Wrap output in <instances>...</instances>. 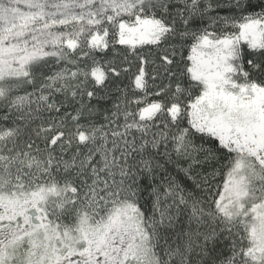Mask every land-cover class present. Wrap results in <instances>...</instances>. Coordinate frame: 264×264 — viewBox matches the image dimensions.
<instances>
[{"label": "snow or ice", "instance_id": "1", "mask_svg": "<svg viewBox=\"0 0 264 264\" xmlns=\"http://www.w3.org/2000/svg\"><path fill=\"white\" fill-rule=\"evenodd\" d=\"M0 264H264V0H0Z\"/></svg>", "mask_w": 264, "mask_h": 264}]
</instances>
